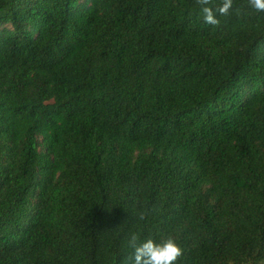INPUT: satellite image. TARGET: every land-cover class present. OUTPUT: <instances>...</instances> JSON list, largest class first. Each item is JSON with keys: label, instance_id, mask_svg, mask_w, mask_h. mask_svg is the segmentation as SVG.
Listing matches in <instances>:
<instances>
[{"label": "trees", "instance_id": "16d2710c", "mask_svg": "<svg viewBox=\"0 0 264 264\" xmlns=\"http://www.w3.org/2000/svg\"><path fill=\"white\" fill-rule=\"evenodd\" d=\"M234 9L0 0V264H121L132 233L264 264V12Z\"/></svg>", "mask_w": 264, "mask_h": 264}, {"label": "clouds", "instance_id": "9594fccd", "mask_svg": "<svg viewBox=\"0 0 264 264\" xmlns=\"http://www.w3.org/2000/svg\"><path fill=\"white\" fill-rule=\"evenodd\" d=\"M235 0H221L218 7L212 6V0H197L201 6L203 20L209 25L220 23L217 14L226 16L234 9ZM247 6L257 12H264V0H247ZM239 13L240 8L234 9ZM140 220L145 219L141 213ZM127 246L132 250L131 254L121 260V264H176L183 255V248L172 234L160 235L159 239L149 236L141 240L139 234L132 233L127 238Z\"/></svg>", "mask_w": 264, "mask_h": 264}]
</instances>
